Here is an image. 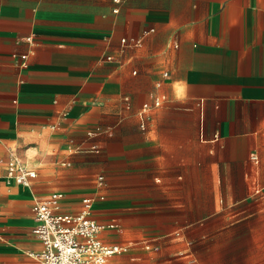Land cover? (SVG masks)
Instances as JSON below:
<instances>
[{
  "label": "crops",
  "instance_id": "0c3cea01",
  "mask_svg": "<svg viewBox=\"0 0 264 264\" xmlns=\"http://www.w3.org/2000/svg\"><path fill=\"white\" fill-rule=\"evenodd\" d=\"M10 149L64 213L95 173L79 210L103 194L94 217L108 202L123 230L100 238L149 242V264H264V0H0V206L14 234L32 214L33 233ZM33 237L14 245L36 264Z\"/></svg>",
  "mask_w": 264,
  "mask_h": 264
},
{
  "label": "built area",
  "instance_id": "2783aa9c",
  "mask_svg": "<svg viewBox=\"0 0 264 264\" xmlns=\"http://www.w3.org/2000/svg\"><path fill=\"white\" fill-rule=\"evenodd\" d=\"M126 43L127 39L123 38ZM140 39L134 40L139 44ZM14 59H20L22 66L27 65L28 54L13 53ZM160 104L157 98L155 105ZM148 104L144 105L147 109ZM105 128L97 126L89 130L90 136H99ZM91 150L99 151V144L92 145ZM252 158L258 160L256 153ZM37 171L29 165L18 151L10 149L6 159L7 181H14L23 186L31 187ZM104 175L97 177L98 185L104 183ZM253 193L256 196L264 195V180L253 185ZM65 194L62 191H53L43 198H38L32 205L35 224L33 233L41 242V248L34 253L36 264H110V259L128 248L120 244H108L100 238V232L106 229L122 231V226L116 221L101 223L94 217V209L97 200L105 199L98 193L94 196H86L82 200L81 208L76 213H64L61 211Z\"/></svg>",
  "mask_w": 264,
  "mask_h": 264
},
{
  "label": "rangeland",
  "instance_id": "374dc122",
  "mask_svg": "<svg viewBox=\"0 0 264 264\" xmlns=\"http://www.w3.org/2000/svg\"><path fill=\"white\" fill-rule=\"evenodd\" d=\"M96 128V127H95ZM22 152H24L28 158L30 159V162L36 166L37 160H36V152L37 149L35 147L34 143H30L27 145V147H19L17 146ZM0 174L2 172L0 171ZM96 174L94 173L91 178V184L90 186L84 190L80 191L79 198H73L72 194L69 195V200L67 199L65 204V211L69 213H76L79 210L81 199L83 196L87 194H92L95 191V179ZM3 179V177L1 178ZM3 181H5L3 179ZM7 183V182H6ZM11 186V185H9ZM15 186V185H12ZM18 186V185H16ZM20 186V185H19ZM22 189L27 190L28 196L31 198V200L34 202L38 198H43L47 196L49 193L59 190V189H53L49 192H46L44 195H39L38 190L36 189L35 183L31 186V188H24L20 186ZM264 196V195H263ZM9 192L7 190L0 191V204L1 200H5L9 198ZM6 204V203H3ZM101 204V203H100ZM99 204V205H100ZM98 205L96 209V217L101 223H109L111 221V218L117 217V208L111 206L108 204V202H104L102 207ZM100 207V208H99ZM9 209L5 207L0 206V245L2 246H9L6 247L5 250L3 247H0V264H31V260L27 254L26 248H19L18 242H26L27 240L29 243L33 242V233H32V220H30L28 217L24 219V222H22V225L25 227L20 230V233L14 234L10 226L4 222L5 215H9ZM111 220V221H110ZM112 234H114V237L110 239L111 241H108L110 243H113L115 241V237L118 235L116 231H111ZM18 237V240H12V238ZM15 242L17 243V246L14 245ZM128 241V248L115 256L111 258V264H149V259L153 255L154 247L149 245V242L138 243L137 245L134 243H129ZM127 243V242H126Z\"/></svg>",
  "mask_w": 264,
  "mask_h": 264
}]
</instances>
